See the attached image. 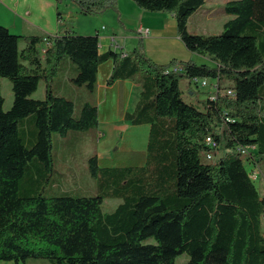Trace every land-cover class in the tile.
Wrapping results in <instances>:
<instances>
[{
  "label": "trees",
  "instance_id": "trees-1",
  "mask_svg": "<svg viewBox=\"0 0 264 264\" xmlns=\"http://www.w3.org/2000/svg\"><path fill=\"white\" fill-rule=\"evenodd\" d=\"M75 1L84 14L116 7V0ZM132 1L146 11L171 13L185 47L213 64H156L140 40L134 55L124 56L99 52L97 33L15 34L0 24V76L12 90L7 109L0 92V260L175 264L185 253L184 264H264V193L246 168L264 172V0L225 1L229 17L216 33L188 31L205 0ZM62 60L63 81L54 90ZM106 61L112 62L107 84H140L138 101L124 118L149 125L144 158L133 166H104L92 152L86 159L91 189L66 188L54 167L52 134L97 124L91 98ZM174 64L182 70H171ZM183 77L216 80L202 108L183 99ZM41 79L43 96L32 97ZM64 80L84 87L77 112ZM224 81L233 96L222 92ZM23 118L31 123L27 143ZM207 136L215 146L206 144ZM206 153L219 155L208 159ZM112 197L121 201L103 211V200Z\"/></svg>",
  "mask_w": 264,
  "mask_h": 264
},
{
  "label": "rangeland",
  "instance_id": "rangeland-1",
  "mask_svg": "<svg viewBox=\"0 0 264 264\" xmlns=\"http://www.w3.org/2000/svg\"><path fill=\"white\" fill-rule=\"evenodd\" d=\"M59 4V8L65 12L70 11L71 15L64 18V20L71 24L73 29L78 34L93 33L97 27L99 31L101 25L110 28V25L101 19L99 16L100 12L93 14H84L81 12L80 7L75 0H55ZM227 0H206L203 4L201 12H196L193 17L189 20L188 31L192 33H216L219 32L220 21L224 20L225 10L223 9V4ZM57 15V13H56ZM118 25V24H117ZM117 27V26H116ZM118 29V28H117ZM117 32V31H115ZM138 41V40H137ZM20 44H23L22 42ZM137 42L135 47H137ZM43 46V45H42ZM129 43L126 47L128 53L132 56L134 55V50L129 47ZM195 62L197 64L205 63L207 65H212L213 62L205 56H196ZM63 65V60L58 65L59 68L53 78V89L57 90L61 85L63 75L60 72V68ZM207 85L201 86L200 83L195 85L189 82L187 78L183 77L180 80V89L182 90L183 99L191 104H194L198 108H202V101L205 100L207 95L213 93L215 79L206 78ZM227 81H224L225 90L227 88ZM78 98L76 99V112L77 108L81 102V93L84 89L83 86L75 87ZM188 89H194L196 91V96H189ZM68 93L69 90H66ZM0 92L4 98L3 108L7 109L12 102V90L11 83L8 78L0 76ZM44 93V82L41 79L39 81L38 87L31 94L32 97L39 98L42 97ZM95 94V93H94ZM103 98V96H102ZM95 100L94 98H91ZM31 114L29 115V117ZM102 118H109V115L103 113L101 108L98 111V122L94 126H91L83 130H69L64 134L53 133L52 134V153L54 158V167L59 169L65 174V179L63 180V186L66 188H76L81 187L83 190L91 189L92 181L88 177L86 159L89 152L96 150V152L102 153L98 156L101 158L100 164L104 166H133L140 164L144 158L145 145L148 138V125L131 126L121 123H107L108 121H103ZM118 118V116L112 117ZM19 125H23V137L25 143L30 136L31 123L30 119L23 118L19 121ZM69 154H66V153ZM219 155V153L217 154ZM212 155V158L216 156ZM211 158V159H212ZM35 160L29 161L27 163L30 169L34 168ZM246 168L249 174L252 176L256 187L261 194L264 193V172L259 173L256 166H251V164H246ZM263 169V168H262ZM252 171V172H251ZM30 172H27L29 175ZM53 178H56L54 173ZM47 193L50 194V185L46 186ZM119 198H105L102 202L103 211H111L120 202ZM262 230L264 231V224H262ZM152 241V239H149ZM188 257L185 253H182L176 257L175 264H184ZM40 261H45L46 264H50L46 259L28 258L25 264H40ZM5 263V262H4ZM7 264H12V261L7 262Z\"/></svg>",
  "mask_w": 264,
  "mask_h": 264
},
{
  "label": "crops",
  "instance_id": "crops-1",
  "mask_svg": "<svg viewBox=\"0 0 264 264\" xmlns=\"http://www.w3.org/2000/svg\"><path fill=\"white\" fill-rule=\"evenodd\" d=\"M203 4L191 15L190 19L196 12H201ZM59 7L55 0H0V24L15 34H31L38 31L50 34L77 33L72 25L64 20L71 15V12H65ZM56 13H59V17ZM99 14L100 21L103 18L110 25V28L101 25L100 29L103 31H99L96 27L93 32L98 35L99 52L113 50L127 55L129 54L126 49L128 43L129 47L135 50V44L136 42L138 44L140 40L143 53L156 64H165L171 59L195 61L196 56H201L185 47L177 34L176 22L171 13L146 11L138 7L132 0H116L115 8H106ZM225 15L227 14L225 13ZM228 17L229 15L225 16L224 20ZM224 20L219 22V27ZM140 28H147V33L140 32ZM22 46L23 44H20V47ZM120 56L123 57L121 54ZM111 67L112 62L106 61L97 72L93 98L98 106V111L101 108L103 113L109 115V118H102L103 121H108V124L114 121L112 123L139 126L130 124L125 120L124 115L134 109L139 98L140 84L132 79H116L107 84L106 79ZM65 87L78 98L80 94L77 95L76 88L69 85L66 80L63 82V88ZM187 95L196 96V91L188 89ZM115 116L118 118H112ZM92 152H96V150H92L89 154ZM96 154L100 161L101 158L98 155L102 153L96 152ZM7 262L9 261L0 260V264H7ZM40 262V264H46L45 261ZM12 264L15 263L12 261ZM19 264H25V262Z\"/></svg>",
  "mask_w": 264,
  "mask_h": 264
},
{
  "label": "built area",
  "instance_id": "built-area-1",
  "mask_svg": "<svg viewBox=\"0 0 264 264\" xmlns=\"http://www.w3.org/2000/svg\"><path fill=\"white\" fill-rule=\"evenodd\" d=\"M139 30H140V32L147 33L148 29L147 28H140ZM169 68L173 71H181L182 70V67L179 64L171 65ZM190 82L194 83L195 85H198V83H200L201 86L207 85L206 78H192ZM223 93L228 95V96H233V94H234L232 89H226L225 91H223ZM205 142L207 145H209L211 147L215 146L214 141L210 136L206 137ZM241 151L246 152L245 149H241Z\"/></svg>",
  "mask_w": 264,
  "mask_h": 264
},
{
  "label": "bare ground",
  "instance_id": "bare-ground-1",
  "mask_svg": "<svg viewBox=\"0 0 264 264\" xmlns=\"http://www.w3.org/2000/svg\"><path fill=\"white\" fill-rule=\"evenodd\" d=\"M125 55V54H123ZM212 157V155L210 153H206V158L210 159ZM252 172V171H251ZM252 177V176H251Z\"/></svg>",
  "mask_w": 264,
  "mask_h": 264
}]
</instances>
